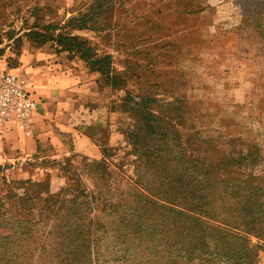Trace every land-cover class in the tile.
I'll list each match as a JSON object with an SVG mask.
<instances>
[{
  "label": "rangeland",
  "instance_id": "obj_1",
  "mask_svg": "<svg viewBox=\"0 0 264 264\" xmlns=\"http://www.w3.org/2000/svg\"><path fill=\"white\" fill-rule=\"evenodd\" d=\"M36 45L103 111L1 192L0 264H264V0H0V72Z\"/></svg>",
  "mask_w": 264,
  "mask_h": 264
},
{
  "label": "crops",
  "instance_id": "obj_2",
  "mask_svg": "<svg viewBox=\"0 0 264 264\" xmlns=\"http://www.w3.org/2000/svg\"><path fill=\"white\" fill-rule=\"evenodd\" d=\"M53 50L36 45L21 52L12 66L2 62L3 68L27 81L39 107L26 130L0 124V195L15 184L27 190L49 182L56 189L54 168L67 157L78 134L103 111V93L95 74L90 75L77 57Z\"/></svg>",
  "mask_w": 264,
  "mask_h": 264
},
{
  "label": "built area",
  "instance_id": "obj_3",
  "mask_svg": "<svg viewBox=\"0 0 264 264\" xmlns=\"http://www.w3.org/2000/svg\"><path fill=\"white\" fill-rule=\"evenodd\" d=\"M39 107L36 92L12 71L0 72V124L26 130Z\"/></svg>",
  "mask_w": 264,
  "mask_h": 264
}]
</instances>
